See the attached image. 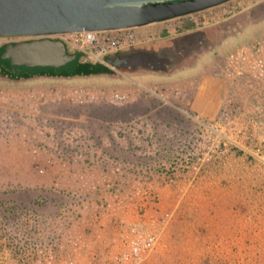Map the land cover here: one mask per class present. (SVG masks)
I'll return each instance as SVG.
<instances>
[{
	"label": "rangeland",
	"instance_id": "obj_1",
	"mask_svg": "<svg viewBox=\"0 0 264 264\" xmlns=\"http://www.w3.org/2000/svg\"><path fill=\"white\" fill-rule=\"evenodd\" d=\"M145 25L167 72L0 77V264H264V0Z\"/></svg>",
	"mask_w": 264,
	"mask_h": 264
},
{
	"label": "water",
	"instance_id": "obj_2",
	"mask_svg": "<svg viewBox=\"0 0 264 264\" xmlns=\"http://www.w3.org/2000/svg\"><path fill=\"white\" fill-rule=\"evenodd\" d=\"M226 0H0V35L25 38L0 44V61L16 71L39 69L58 73L72 68L78 51H66L55 33L105 30L145 25L182 16ZM203 34V33H202ZM190 35H184L186 39ZM205 38V37H204ZM193 46L207 41L200 36ZM204 41V42H203ZM190 43V42H188ZM154 49L133 46L103 55V64L126 72L150 70L167 72L174 63L176 45Z\"/></svg>",
	"mask_w": 264,
	"mask_h": 264
},
{
	"label": "built area",
	"instance_id": "obj_3",
	"mask_svg": "<svg viewBox=\"0 0 264 264\" xmlns=\"http://www.w3.org/2000/svg\"><path fill=\"white\" fill-rule=\"evenodd\" d=\"M146 25L129 26L105 30H80L65 33H55L50 35L52 38H58L67 45L68 48L76 50L80 55H84L88 59H98L108 52L123 49L127 47L139 46L146 44L156 37L150 29H143ZM1 37H8L22 39L23 36L0 35ZM114 97L123 96L117 93ZM132 231V230H131ZM133 231H136L134 229ZM132 231V232H133ZM156 239V234L152 232H138L131 238L129 252L126 256L132 259L140 258L141 252L149 249ZM124 256V257H126Z\"/></svg>",
	"mask_w": 264,
	"mask_h": 264
},
{
	"label": "trees",
	"instance_id": "obj_4",
	"mask_svg": "<svg viewBox=\"0 0 264 264\" xmlns=\"http://www.w3.org/2000/svg\"><path fill=\"white\" fill-rule=\"evenodd\" d=\"M165 44H160V43H155L151 42L147 44L145 47H153L157 48L159 46H162ZM66 51L72 52L76 50H72L67 47L66 44H64ZM120 72H126L123 69L118 68L117 69ZM90 75V74H108L109 76L115 75V71L110 68L109 66L101 63V62H90L88 60H82L80 58V54L76 59L75 65L70 68L68 71L61 70L58 73H51L48 70H42L39 69L36 72H28V71H23L20 72L19 70H13L8 68L5 64H3L0 61V77H5L9 79H20V78H27L30 76L34 75H45V76H71V75Z\"/></svg>",
	"mask_w": 264,
	"mask_h": 264
},
{
	"label": "crops",
	"instance_id": "obj_5",
	"mask_svg": "<svg viewBox=\"0 0 264 264\" xmlns=\"http://www.w3.org/2000/svg\"><path fill=\"white\" fill-rule=\"evenodd\" d=\"M166 20H167V19H166ZM246 26H247V25H246ZM246 26H245V27H246ZM242 30H243V29H242ZM242 30H239L238 32H240V31H242ZM164 32H165L164 30L161 31V33H164ZM238 32H237V33H238ZM228 36H229V35H228ZM225 38H226V36L222 37V38L220 39V41H218L217 44L219 45L220 43H222V41H223ZM162 46H163V45H162ZM136 72H139V71H135V73H136ZM24 79H25V78H21V80H24Z\"/></svg>",
	"mask_w": 264,
	"mask_h": 264
},
{
	"label": "flooded vegetation",
	"instance_id": "obj_6",
	"mask_svg": "<svg viewBox=\"0 0 264 264\" xmlns=\"http://www.w3.org/2000/svg\"><path fill=\"white\" fill-rule=\"evenodd\" d=\"M163 46H166V45H163ZM163 46H160V47H163ZM215 46H217V45H215ZM160 47H158V48H154V49H159ZM128 48V47H127Z\"/></svg>",
	"mask_w": 264,
	"mask_h": 264
}]
</instances>
